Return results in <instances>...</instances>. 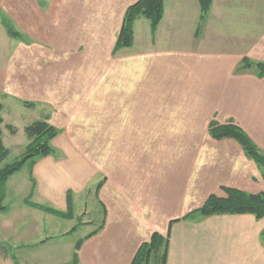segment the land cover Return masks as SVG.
Returning <instances> with one entry per match:
<instances>
[{
  "label": "crops",
  "instance_id": "obj_1",
  "mask_svg": "<svg viewBox=\"0 0 264 264\" xmlns=\"http://www.w3.org/2000/svg\"><path fill=\"white\" fill-rule=\"evenodd\" d=\"M137 1L0 0V12L17 18L18 32L33 36V49H50L55 44L59 50L66 49L73 41H67L64 30L69 29L72 34L74 14L80 15L79 20L83 21V34L88 32V19L96 18L103 28L102 35L112 38L109 40L113 41L114 59L133 72L115 80L117 87L130 84L128 95L138 100L129 108V122L139 129L145 127L152 131L153 125H163L168 132L176 131L168 134L169 141L160 142L161 147L176 148L175 154L159 156L157 163L144 157L145 154L130 155L124 162H115L112 183L108 179L99 194L107 209L105 224L90 238H86L87 235L76 241L77 244L82 241L78 264H131L141 244L149 241L154 232L163 235L160 227L169 229L172 220L200 208L210 195L225 196L223 187L254 194L264 192L262 173L242 146L229 138L215 140L209 134L211 121L234 122L264 153V77L257 76L255 67L240 69L245 58L255 63L264 62V12L248 11L244 9L247 4L237 6L232 0H213L202 32L197 36L201 16L199 1L164 0V17L156 32L152 33L148 20L138 19L134 25L133 46L114 53L126 10ZM91 4L96 7L89 10ZM74 8L80 13L74 12ZM240 8L242 10H238ZM60 18L63 25L58 24ZM44 35L50 39L43 40ZM26 46L28 48L23 40L8 35L0 15V116L7 149L6 133L12 137L19 134L18 129L12 134L8 129L11 124L5 121L11 115L13 98L19 99L20 105V100L39 105L47 102L54 107L70 105L69 92L63 90L68 88L62 85L60 77L56 80L44 77L34 67L32 74H25L23 58L18 65L22 68L17 69V74H11L14 47L21 52ZM156 52L162 57L174 55L178 60L177 68H171L175 65L170 62V68L164 62L154 64L160 59L153 57ZM174 69L181 72L177 78L167 75L168 70ZM175 79L180 85L186 84L190 92L184 91V87H180L182 90L178 89V93L162 90V97L172 101L153 108L155 93L150 84ZM70 80L69 76L67 82ZM36 107L24 106L29 111ZM111 113L122 114L119 110ZM28 125H24V132ZM100 125V131L111 127ZM103 140H98L97 147L103 146ZM82 141L88 143V140ZM145 141V144L152 143ZM66 144L72 147L75 142L69 138ZM65 151L69 154V150ZM78 152L84 159L91 157L87 149ZM96 154L97 158L92 157L95 163L89 166V170H93L92 178L103 173L97 150ZM117 159L113 157V161ZM45 160L36 161L31 167L36 180ZM14 175L6 183V190ZM21 223L20 226H25L24 223L35 226L37 222ZM263 231L264 218L257 219L252 214L181 220L171 226L166 264H264V242L260 238ZM3 256L0 253V258Z\"/></svg>",
  "mask_w": 264,
  "mask_h": 264
},
{
  "label": "rangeland",
  "instance_id": "obj_2",
  "mask_svg": "<svg viewBox=\"0 0 264 264\" xmlns=\"http://www.w3.org/2000/svg\"><path fill=\"white\" fill-rule=\"evenodd\" d=\"M232 3H238L237 6L247 4L248 7L244 9H249L248 11L264 12V0H232ZM95 7L91 4L88 9ZM216 9L220 8L216 7ZM233 9L234 7H230V10ZM75 11L80 13L77 8L76 10L74 8ZM4 16L5 21L18 32L17 18ZM79 18L80 15L77 17L74 14L70 27L73 30L72 34L69 29L64 30L67 41L71 39L73 41V44L66 49L59 50L56 44L50 49H33L31 47L34 43L33 36L21 33L24 37L23 42L28 45V48L26 46L20 52L14 47L12 51V75L17 74V69L22 68L18 65L20 59L23 58L26 62L25 74H32L34 67L38 74L44 77L48 76L53 80L60 77L62 85L66 84L68 88L63 90L69 92L70 97L67 102L69 101L70 105L65 107L63 104H58L54 107L46 102L37 104L36 109L29 111L24 108L23 104L28 101L20 100L22 104L20 105L19 99H12L11 115L7 116L5 121L18 129L19 134L12 137L10 133H6L4 141L9 149V155L3 164L12 163L24 155L26 145L30 142L24 132V125L48 119L49 123L60 131V134L51 141L53 154L36 160L46 159L39 168V180H36L31 173L29 161L21 171L14 175L8 185L4 200L7 210L0 212V253L2 256L3 254L7 256L0 258V264H74V255L78 254L75 249L76 241L100 230L103 222L106 221L104 212H107V209L99 196L101 189L98 193L96 190L99 183H103L104 186L108 179L112 183L115 162H124L125 157H130V155L145 154L144 157L151 158L157 163L156 158L159 156H171L177 150L170 147V144L165 148L160 146V142L169 141L166 139L168 134L171 135L176 131L168 132L163 129V125H153L152 131L145 130V127L139 129L129 122V108L138 100L128 95L130 84H119L120 86L117 87L118 81L115 82V80L124 74L127 76L133 72L128 67L120 66V63L114 59L111 50L113 41L111 43L109 40L112 38L108 34L102 35L103 28L100 27L98 20L94 17L89 18L88 32L83 34L82 28L85 26ZM58 22L59 25H63L64 21L60 18ZM58 35L61 37L63 34ZM49 39L50 36L44 35L43 40ZM184 43L180 42V44ZM157 53L160 52L154 53L153 57L160 59H156L154 64L164 62L166 67L170 68L168 63L170 62L175 65L171 68H177L178 60L174 55L162 57ZM180 73L174 69L168 70L167 75L177 78ZM69 76L71 80L67 82ZM150 85L151 91L155 93L153 108L163 107L166 102L172 101V99L162 97V90L166 93H178V89L184 87V91L190 92L185 87L186 84H179L178 79L174 82L167 80L166 83L155 81ZM190 89L193 91L191 86ZM138 94L137 91V96ZM184 102H187V97H184ZM112 110H119L122 114L114 113L113 115ZM100 124L111 127L100 131L98 130ZM198 133H203V131ZM69 138L75 142L72 147L66 144ZM101 138L104 139L103 146L97 147L98 140ZM173 138L172 136L171 139ZM82 139L88 140V143L86 144ZM144 139L151 140L152 143L145 144ZM83 148L88 150L90 159H84L82 153L78 152ZM66 149L69 150V154L65 151ZM96 150L99 155L98 163L103 173L99 172L92 178L90 173L93 170H89L91 168L89 166L95 163L92 157L97 158ZM114 156L118 158L115 161H113ZM122 170L124 169L120 171ZM34 183L35 189L36 186L38 187L35 193L33 192ZM108 186L111 188V185ZM68 191L72 193L73 198V219L60 218L30 206L39 204L66 212ZM30 220L37 222L35 226H32V223L28 226L27 223H24L25 226H20L21 222ZM73 228L76 230L71 232ZM159 229L164 236L167 235L168 226H162ZM149 264H161V258L153 257Z\"/></svg>",
  "mask_w": 264,
  "mask_h": 264
},
{
  "label": "trees",
  "instance_id": "obj_3",
  "mask_svg": "<svg viewBox=\"0 0 264 264\" xmlns=\"http://www.w3.org/2000/svg\"><path fill=\"white\" fill-rule=\"evenodd\" d=\"M198 1L201 9V16L200 24L196 32L197 36L201 34L203 24L205 23L213 4V0ZM164 8V0H138L136 3L130 5L126 10L123 25L114 48V53L121 49L133 46L134 25L140 18L148 20L150 22L152 33H155L164 17ZM0 15L2 16V22L8 31V35L17 40H24L23 35L15 31L14 28L11 27L12 25L5 21V16L2 12H0ZM252 67L256 68L257 76L259 78L264 77V62L255 63L245 58L242 61L240 69H250ZM23 104L26 107L37 105L32 102H23ZM2 124L3 118L0 116V212L7 210V207L4 205V200L6 199V183L8 180L14 174L21 171L27 162L30 161L32 167L37 158L48 157L53 154L54 151L51 146V141L60 134V131L50 124L48 119L36 121L28 125L25 128V133L30 142L25 148L24 155L12 163L3 164L9 155V151L3 143ZM8 129L12 134L17 133V129L12 125H9ZM209 134L215 140L229 138L237 141L242 146L245 154L256 163L264 179V153L241 127L234 122L220 124L216 121H211L209 124ZM102 187L103 183H99L96 193H98ZM34 189L35 183L33 185V190ZM222 189L225 192V196L212 194L206 199L205 203L200 208L189 212L182 218L172 220L166 236L154 232L149 241L141 244L131 264H149L153 257H160L161 264H166L170 245L171 226L181 220L198 221L207 217L226 214H252L257 219L264 218V192L254 194L235 188L223 187ZM30 206L60 218L73 219V198L70 191L67 192L66 212L39 204H31ZM104 213L106 216L107 212L105 211ZM104 224L105 221L103 222V226ZM75 230L76 228H73L71 232ZM95 233L96 232L89 234L86 238H90ZM260 238L262 242H264V231L261 233ZM81 244L82 241L76 245V251H79ZM14 259L15 258L13 257V260ZM73 261L74 264L79 263V255L77 253L74 255Z\"/></svg>",
  "mask_w": 264,
  "mask_h": 264
}]
</instances>
